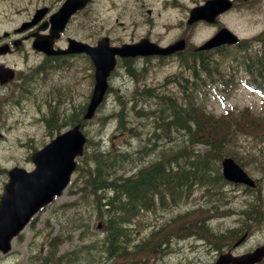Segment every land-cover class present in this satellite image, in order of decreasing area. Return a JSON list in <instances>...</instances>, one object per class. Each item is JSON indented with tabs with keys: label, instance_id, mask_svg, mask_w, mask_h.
Wrapping results in <instances>:
<instances>
[{
	"label": "rangeland",
	"instance_id": "rangeland-1",
	"mask_svg": "<svg viewBox=\"0 0 264 264\" xmlns=\"http://www.w3.org/2000/svg\"><path fill=\"white\" fill-rule=\"evenodd\" d=\"M201 1L111 0L112 7H109L108 0H99L100 16L92 17L93 25L87 24L78 35L85 36L87 40L108 35L114 43L134 41L146 35L160 44H166L182 36L193 44H199L222 25L240 37L248 39L264 29V0H252L248 2L249 4L234 0L238 2L236 6L234 4L233 7L218 15L215 23L197 22L191 26L187 25L185 23L187 7ZM148 9L151 11L148 12ZM95 22L97 33L94 30ZM231 52L237 56L233 62H230L233 57ZM229 53L222 60L221 52L217 51V61H223L222 66L226 69V73L234 70V78L226 83L222 80L218 81L214 87L210 86L204 91L202 97L207 111L222 113L225 109L232 107L236 109L249 107L256 113H264V94H261L258 88L248 86L244 81L247 75L240 63L241 52L236 47H231ZM139 62H141L139 67L144 68L135 79L126 72L124 64H119L109 79L110 89L99 110L84 125V131L88 137L92 141H98L103 148L115 147L120 151L125 149L133 151L139 143L153 141V138L147 140L144 138L146 132H148L147 135L151 132L148 126L139 127L138 133L128 130V126H134L141 121L132 111L129 113L131 117L128 126L117 128L116 119L110 114L122 105L117 100L118 93L121 94L120 101L124 102L133 91L146 86L155 87L157 90L166 87L167 91L178 92L179 90V86L174 81V75L182 67L175 62L174 58L159 61L155 57H150L136 61V63ZM91 70L86 60L72 58L55 73L46 71V74L32 77V80L28 82V90L22 88L19 82H14L12 89L0 86V193L7 178L5 170L12 165L32 168L33 164L29 158L33 150L31 145L41 147L63 129L65 123L62 119L57 130L54 129L55 127L47 126L45 114L48 110L58 108L60 113L68 114L61 109L67 106L80 109V106L85 104L92 87V78L89 75ZM58 96L62 98L55 100L51 105L48 104L49 97ZM128 105H131L129 100ZM139 105L143 106V103L140 102ZM173 136H175L174 141L181 138V134L176 132ZM230 149L234 154H238L244 164L241 165L259 180L258 191L245 190L238 184L224 183L219 187L221 198L214 200L210 197L214 193H204L203 187H197L187 200L177 205L145 210L137 215L133 221V227L128 233L126 232L129 238H134L129 242V246H132L135 241L144 240L153 229L159 228L176 215L200 205L211 208L209 209L212 212L210 217L213 218L208 221V224L212 230L225 232L237 225L241 216L238 211L246 207L247 201L255 194L264 197V139L239 135L234 142H231ZM146 159L150 158H140L137 163ZM135 168L136 166L132 163L127 164L124 171L130 174L135 171ZM70 185L61 195L38 211L24 229L12 239V249L8 254H0V264H50L49 252L57 254L70 250L72 251L68 255L72 257V260L69 264H119L120 260L115 258V254H112L113 257L101 251L104 231L102 227L97 226V223L102 218H98L93 212L85 211L78 215L80 217L85 215V224H82L83 220L79 223L65 220V217L60 220L59 216L65 215L63 211L66 210L63 203L75 198V188ZM78 206L79 204L75 207L76 210ZM67 214H71V211ZM78 225L84 227L83 238L77 236ZM253 232L245 244L259 241L264 236V223ZM56 234L59 237L53 241ZM91 241L96 244L94 251L90 253L85 244ZM201 242V244H195L194 238L190 236L185 238L173 236L169 241L154 246L143 258V263L142 260L138 262L130 260L132 263L128 264H206V261L213 258L215 251L211 246L215 247V245L213 240L209 239ZM52 245L54 249L49 250ZM121 262L127 264L128 260Z\"/></svg>",
	"mask_w": 264,
	"mask_h": 264
},
{
	"label": "trees",
	"instance_id": "trees-1",
	"mask_svg": "<svg viewBox=\"0 0 264 264\" xmlns=\"http://www.w3.org/2000/svg\"><path fill=\"white\" fill-rule=\"evenodd\" d=\"M236 48L241 52L240 63L247 75L245 81L264 91V31L251 39H240ZM182 54L179 56L181 64L188 73L179 72L174 75L178 77L176 82L180 91L175 92L177 94L168 91L159 92L152 87H142L133 91L131 96L127 95L128 99L122 102L121 94L118 93L117 100L122 105L110 114L116 119L118 128H126L130 123V111L136 113L135 117L141 121L134 126H128V130L138 133L139 127H150V134L147 135L146 132L144 138L146 140L153 138L152 143L144 141L133 151L129 149L120 151L117 148H103L98 141L87 140L70 185L75 188V193L73 192L75 198L63 203L66 209L63 211L65 215L59 216L60 220L63 217L65 220L79 223L83 220L82 224H85V215L81 217L78 215L85 211L93 212L98 218H102L104 237L101 251L109 255L115 254L116 259L120 261L133 258L137 260L147 254L154 245L168 241L172 236H176V233L184 234L186 231L196 230L198 233L210 234L220 239L217 233L208 230L203 220H193L195 217L192 216V211L178 217L180 219L173 223V228L167 226L166 230L154 233L144 244L140 242L132 247L129 246L126 225L140 208L150 205L155 197L163 201L166 195L172 200L186 195L190 192L194 180L203 181L210 187L217 186L221 180L217 158L226 154L240 158L230 149L231 142H234L237 136L264 139V113H256L248 107L215 114L207 111L203 97L199 96L196 99L193 96L191 85L187 84L189 77L196 86L205 79H213V76L224 79L223 61H217L215 55L213 68L207 58L199 56L201 53ZM229 54V52L222 53L221 59H225ZM231 54L233 57L230 62H233L237 56L233 52ZM125 64L126 72L134 79L138 78L142 67L138 68L136 60L131 63V59H128ZM216 65L222 66L224 72H216ZM230 71L233 73L234 70ZM128 100L131 101L130 106ZM140 102L143 106L139 105ZM59 111L50 109V116L46 119L49 128L60 125L62 120L67 124L76 120L79 108L73 109L70 113L61 110L68 114ZM57 119L62 120L58 123ZM175 132L181 134V138L177 141H174ZM140 158L150 159L137 163ZM130 162L136 166L135 171L126 174L124 169L127 164H131ZM199 172L205 175L199 176ZM249 201L252 206L246 209L247 219L244 218V222H247L248 218L254 222L258 220L263 222L264 197L256 194ZM256 203H260L261 206ZM77 204H79L78 210L75 209ZM254 205L258 208L255 209ZM70 211L71 214L68 215ZM81 226L78 225L77 228ZM81 237L83 238V232ZM53 238V241L57 240V234ZM95 244L93 241L85 244L90 253L94 251ZM53 249L54 245L49 250ZM55 261L56 258L52 256L49 258L50 263Z\"/></svg>",
	"mask_w": 264,
	"mask_h": 264
},
{
	"label": "water",
	"instance_id": "water-1",
	"mask_svg": "<svg viewBox=\"0 0 264 264\" xmlns=\"http://www.w3.org/2000/svg\"><path fill=\"white\" fill-rule=\"evenodd\" d=\"M86 0H68L64 12L66 18L76 8L83 5ZM232 0H205L204 3L190 9L188 21L199 18L214 21L215 16L228 9ZM65 17L60 19L64 21ZM62 24L56 25L55 31ZM54 31V34H55ZM238 40L226 26L220 27L199 48H208L222 43H234ZM34 47L49 52L45 40H36ZM183 46V40H178L168 46L160 47L148 39L120 46H109L107 37H102L95 46L70 40L66 51H85L94 65V85L85 108L83 117L92 116L98 104L103 100L108 87L107 77L115 64V53L119 55L168 53ZM10 72L0 70L1 81ZM85 135L80 130V123H76L31 154L34 168L27 170L21 166H13L7 171L8 180L4 183L0 195V250L10 248L11 238L23 227L29 218L44 204L50 202L67 185L70 174L75 167V156L83 151ZM223 175L232 181L243 182L249 185L254 180L232 159L226 156L222 160ZM264 255V244L250 252L233 256L229 253L220 254L215 264H252Z\"/></svg>",
	"mask_w": 264,
	"mask_h": 264
},
{
	"label": "flooded vegetation",
	"instance_id": "flooded-vegetation-1",
	"mask_svg": "<svg viewBox=\"0 0 264 264\" xmlns=\"http://www.w3.org/2000/svg\"><path fill=\"white\" fill-rule=\"evenodd\" d=\"M65 0H13L11 3H17L16 7L10 5L7 10H9L8 20L9 26L0 31V45L7 44L8 47L5 49H0V63L12 65L16 71V79L22 78L25 68H19L20 65L16 61H9L10 58H14L17 54H21L25 50V56L32 54V62L36 67L48 65L50 67L63 66L67 61H70L72 58H82L86 60L84 53H59L55 55H46L43 52L35 51L30 48V42L33 35L41 36L50 33L51 29V16L59 9L61 4ZM3 4H0V8ZM100 16V6L99 0H89L83 7L76 9L69 17L68 21L65 23L63 30L60 32L59 36L54 39L53 47L64 48L67 46V41L70 36L75 37L81 40H87L85 36L78 35L80 30L87 24L92 26V17L97 18ZM86 19V21H85ZM89 19V21L87 20ZM75 21H77L75 23ZM95 33H97V24L95 22ZM90 43H95L97 38L93 40H87ZM192 51H181L169 56L184 55V53L191 54ZM176 54V55H175ZM68 57V58H67ZM128 59L133 60L132 58H123L122 64H125ZM202 206V205H201ZM247 231V230H246ZM237 238L233 239L231 244H228L229 240H225L224 243L233 247V243ZM259 242L256 241L253 243H246L241 248H234L235 253L248 251ZM227 246H221L220 249H224ZM218 247L214 249V254ZM227 249H230L227 247Z\"/></svg>",
	"mask_w": 264,
	"mask_h": 264
},
{
	"label": "bare ground",
	"instance_id": "bare-ground-1",
	"mask_svg": "<svg viewBox=\"0 0 264 264\" xmlns=\"http://www.w3.org/2000/svg\"><path fill=\"white\" fill-rule=\"evenodd\" d=\"M68 58V57H67ZM128 73V72H127ZM178 108V107H177ZM169 110V109H168ZM167 112V111H166ZM176 113V112H175ZM202 120V119H201ZM206 122V121H205ZM211 125V124H210ZM208 126V125H207ZM199 128V127H198ZM193 131V130H192ZM94 136V135H93ZM219 144V143H218ZM181 158V157H180ZM149 163V162H148ZM166 169V168H165ZM150 170V169H149ZM152 170H154L153 168H152ZM167 170V169H166ZM204 170V169H203ZM168 171V170H167ZM154 173V172H153ZM166 178V177H165ZM148 182V181H147ZM151 184V183H150ZM135 186V185H134ZM153 190V189H152ZM132 191V190H131ZM120 197V196H119ZM259 202V201H258ZM127 206V205H126ZM114 226V225H113ZM121 227V226H120Z\"/></svg>",
	"mask_w": 264,
	"mask_h": 264
}]
</instances>
